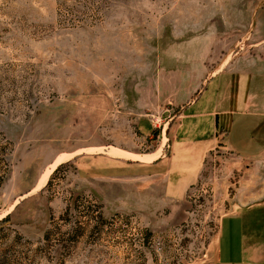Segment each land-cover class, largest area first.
<instances>
[{
    "label": "rangeland",
    "instance_id": "rangeland-1",
    "mask_svg": "<svg viewBox=\"0 0 264 264\" xmlns=\"http://www.w3.org/2000/svg\"><path fill=\"white\" fill-rule=\"evenodd\" d=\"M263 54L264 0H0V264L210 260L250 161L218 143L170 200L107 148L151 149L211 74Z\"/></svg>",
    "mask_w": 264,
    "mask_h": 264
},
{
    "label": "crops",
    "instance_id": "crops-1",
    "mask_svg": "<svg viewBox=\"0 0 264 264\" xmlns=\"http://www.w3.org/2000/svg\"><path fill=\"white\" fill-rule=\"evenodd\" d=\"M145 137H151L149 132ZM157 140L151 149L133 150L131 156L107 152L143 165L138 175L151 172L160 179L170 200L185 196L200 177L207 152L218 143L250 161L253 174L240 184L233 209L220 219L212 258L194 264H264V54L238 56L211 74L199 97L180 105L173 121L163 124Z\"/></svg>",
    "mask_w": 264,
    "mask_h": 264
},
{
    "label": "trees",
    "instance_id": "trees-1",
    "mask_svg": "<svg viewBox=\"0 0 264 264\" xmlns=\"http://www.w3.org/2000/svg\"><path fill=\"white\" fill-rule=\"evenodd\" d=\"M158 131H159V128L158 127H154V128L151 129L150 132L152 133L153 136H155L158 133ZM48 182H49V180H48Z\"/></svg>",
    "mask_w": 264,
    "mask_h": 264
}]
</instances>
